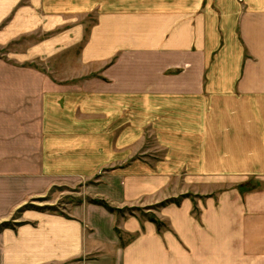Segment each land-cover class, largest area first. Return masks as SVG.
Instances as JSON below:
<instances>
[{
  "label": "crops",
  "instance_id": "0c3cea01",
  "mask_svg": "<svg viewBox=\"0 0 264 264\" xmlns=\"http://www.w3.org/2000/svg\"><path fill=\"white\" fill-rule=\"evenodd\" d=\"M19 1L0 0V20L13 12L0 43L35 14L56 28L40 56L57 52L70 74L0 67V212L50 181L93 183L62 213L25 210L0 234V264H264V0H25L16 18ZM177 170L262 188L166 204L164 232L84 202L122 206ZM115 227L133 234L123 247Z\"/></svg>",
  "mask_w": 264,
  "mask_h": 264
},
{
  "label": "rangeland",
  "instance_id": "374dc122",
  "mask_svg": "<svg viewBox=\"0 0 264 264\" xmlns=\"http://www.w3.org/2000/svg\"><path fill=\"white\" fill-rule=\"evenodd\" d=\"M19 4L20 7L16 9V13H18L16 18L20 16L24 18L25 13L19 11V9L22 5L25 6L26 1L20 0ZM12 14L13 12L9 13L7 16L0 20L1 39L6 38L9 33H13L11 31H8V27L12 22ZM34 16L36 15H32L33 23L30 25H26L25 27L20 25V22H18L17 20L14 22V26L11 29L14 30L15 40L0 43V67L32 66L41 68L44 71L48 72L50 76H54L56 78H64L68 76L70 73H66V68L63 65V60H65V58L62 55H58L57 52H51L53 54H50L48 57L40 56L41 52L39 51V49L43 43L41 42L42 38H45L47 35L50 37L51 35L55 36L53 34H55L54 32L56 28L54 27L49 31H46L47 29L45 27H42L39 24V20ZM92 18L93 17L90 16L84 18V20L86 21V25L87 22L92 20ZM88 27H90V25H87V28ZM23 28L24 30L17 31ZM4 31L6 33H4ZM28 49H37L38 55L29 58L13 56L15 53L18 55L19 53ZM17 95H23V93L19 94L18 92ZM19 116L20 113H18V117ZM18 152L21 153L22 151L19 150ZM145 156L149 155L146 154ZM154 156L156 157L154 158L155 160L160 161L164 156L166 157V154L157 153L154 154ZM183 156L184 155L181 154V157ZM18 157L19 158L17 159V163H19V161L21 160V156L18 155ZM143 157L144 155H134L132 158H130V177L136 176V174H138L136 168L138 163L135 162L143 160ZM167 174L170 175H168V179L164 186H161L154 193H143L138 195L137 197H129L128 202L126 204H122V206H116L117 204L114 202H109L110 204L107 202L111 207H120L121 209H123L122 213H114L118 217V224L121 220L130 216H134L139 220L145 222L154 217L161 223L159 227L155 225L156 228L161 232H164L166 230H169L170 228V221L168 218L169 215H162V206H165L166 204H180V202H182L184 198H190V196H193V198H195L197 197V194H195L194 192H203L208 193L207 195H211L217 192H226L237 189L243 194L246 191L262 188V186L260 187L262 181H257L254 179V177L243 179H234L228 177L219 180L209 179V183L201 186L195 184L191 185L190 183L186 182L183 170H177L174 172L169 171ZM20 176L23 175L21 174ZM88 182L93 183V180L85 181L82 183H74L68 180H60L58 183H53L52 181H50L47 189L45 190L46 192L43 195L30 198L22 204L17 203L18 205H14V207L10 211H8L9 208H2L0 212V234L6 229L12 227V225H17V222L15 220L19 219L22 216L21 214L25 210L42 209L44 211L62 213L67 209L68 206H70V204L82 203L83 201L80 200L82 199V197L84 198L82 194L84 195L83 191L85 188L83 184L86 185ZM26 186L31 187L29 184ZM85 196L86 201L84 202L89 203L90 200H96L91 199L88 195ZM2 202L3 206L5 202ZM118 224H116V227ZM116 227L115 230L117 229L119 231V234H116L120 239L121 246L123 247L124 245L122 244H126V242H129L133 237V234L126 233Z\"/></svg>",
  "mask_w": 264,
  "mask_h": 264
},
{
  "label": "trees",
  "instance_id": "16d2710c",
  "mask_svg": "<svg viewBox=\"0 0 264 264\" xmlns=\"http://www.w3.org/2000/svg\"><path fill=\"white\" fill-rule=\"evenodd\" d=\"M89 203L103 206L106 210H108L109 212H112V213H122L123 212V209L111 207L104 200H98V199H96V200H90ZM127 210H129V209H127ZM150 221L153 222V223H155V225L157 227H159L161 225V223L158 220H156L154 217L150 218ZM115 231H116V233L119 234V231L117 229ZM122 245H124V243Z\"/></svg>",
  "mask_w": 264,
  "mask_h": 264
}]
</instances>
